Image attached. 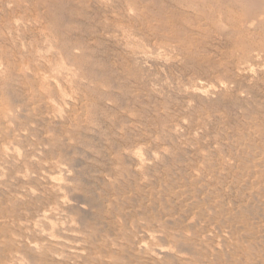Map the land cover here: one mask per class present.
I'll return each instance as SVG.
<instances>
[{"label": "rangeland", "instance_id": "rangeland-1", "mask_svg": "<svg viewBox=\"0 0 264 264\" xmlns=\"http://www.w3.org/2000/svg\"><path fill=\"white\" fill-rule=\"evenodd\" d=\"M41 1L0 0V264H264V33Z\"/></svg>", "mask_w": 264, "mask_h": 264}, {"label": "bare ground", "instance_id": "bare-ground-1", "mask_svg": "<svg viewBox=\"0 0 264 264\" xmlns=\"http://www.w3.org/2000/svg\"><path fill=\"white\" fill-rule=\"evenodd\" d=\"M26 0H24L23 2H22V0H21V3H24ZM34 1V0H33ZM43 1H44V3H45V0H42L41 2L43 3ZM48 1V0H47ZM47 1H46V3H47ZM52 1V0H51ZM69 1V0H68ZM148 1V2H147ZM149 1H151L153 4L152 5H155L157 8V17L158 18H155V19H153V21H154V23H155V25L154 24H152V25H154L153 26V28H155L156 29V31L157 32H161L162 34H164V36H166V38H168L169 40H174V41H176L179 45H189V44H193V43H190L189 41H188V31H187V28H186V26H187V24H190V25H192V26H198V28L200 29V27L201 26H203L204 25V27L207 25V26H209V23H207V22H203L204 20L203 19H207V21L208 22H210V21H212L211 23H213L214 24V26L216 27V26H218V28H220V27H223L224 28V30H225V28H227V27H234V26H239V27H241V28H245V29H247V33H249V34H252V33H254L256 30H260V31H262L263 33H264V0H125V2H126V10L129 12V14L130 15H133V16H138L139 15V12L140 11H142L141 13H142V15H144L143 13H145V12H147V11H153V9L154 8H152V6L149 4ZM63 2V1H62ZM91 2V1H90ZM103 2V1H102ZM123 2V1H122ZM145 2H147V3H145ZM8 3V2H7ZM51 3V2H50ZM50 3H49V6H51L50 5ZM88 3V2H87ZM25 4H28V3H26L25 2ZM24 4V5H25ZM20 5V4H19ZM37 5V4H36ZM38 5H39V3H38ZM54 5V4H53ZM97 5V4H96ZM172 6L174 9H172V17L173 18H175V20L178 22V23H180V25H181V28H180V30H178V28L175 30V28L173 29L171 26H170V23H169V19L167 18V17H164L165 15H163V11L165 10L164 9V6ZM17 6H18V4H17ZM47 6V5H46ZM9 7H10V5H9ZM53 7V6H52ZM54 7H55V5H54ZM58 7V6H57ZM154 7V6H153ZM45 8V7H44ZM56 8V7H55ZM103 8V7H102ZM47 9V8H46ZM49 9V8H48ZM59 9V8H58ZM155 9V10H156ZM164 9V10H163ZM170 9V8H169ZM49 10H51V9H49ZM54 10V9H53ZM57 10V9H56ZM84 11V10H83ZM110 11V10H109ZM113 11V10H112ZM111 11V12H112ZM124 11V10H123ZM171 11V10H170ZM175 11H176V13H175ZM47 12V11H46ZM165 12V11H164ZM42 13V12H41ZM56 13V12H55ZM149 13V12H148ZM166 13H167V11H166ZM175 13V14H174ZM56 14H58V13H56ZM56 14H54L53 16H56ZM79 14V13H78ZM105 14V13H104ZM115 14V13H114ZM33 15V14H32ZM50 15H52V14H50ZM85 15H86V13H85ZM85 15H83V16H85ZM92 15H94V14H92ZM125 15V14H124ZM129 15V16H130ZM146 15V14H145ZM43 16V15H42ZM41 16V17H42ZM52 16V17H53ZM59 16H63V15H59ZM59 16L57 17V18H59ZM82 16V17H83ZM217 16V17H216ZM10 17V16H9ZM35 17V16H34ZM38 17V16H37ZM51 17V18H52ZM60 17V18H61ZM97 17V16H96ZM24 18V17H23ZM72 18V17H71ZM117 18V17H116ZM118 18H119V16H118ZM123 18H124V16H123ZM122 18V19H123ZM128 18V17H127ZM140 18V17H139ZM143 19H144V17H142ZM147 18V20H148V17H146ZM171 18V17H170ZM31 19V18H30ZM36 19H38V18H36ZM68 19V18H67ZM107 19H108V17H107ZM130 19H131V16H130ZM47 20V22H48V19H46ZM57 20V19H56ZM59 20V19H58ZM62 20V19H61ZM97 20V19H96ZM112 20V19H111ZM116 20V19H115ZM31 20H29V22H30ZM36 21V20H35ZM38 21H40V20H38ZM38 21L36 22V23H38ZM66 21V20H65ZM114 21V20H113ZM26 22V21H25ZM44 21H41V24L43 23ZM54 22V21H53ZM56 22V21H55ZM54 22V23H55ZM79 22V21H78ZM132 22V21H131ZM133 22H134V20H133ZM136 22V21H135ZM19 23V22H18ZM50 23V22H49ZM76 23V22H75ZM124 23H126V22H124ZM139 23V22H138ZM152 23V22H151ZM210 23V24H211ZM29 24H31V23H29ZM35 23H33V25H34ZM46 24V23H45ZM68 24V23H67ZM175 24V23H174ZM38 25V24H37ZM39 25H40V23H39ZM57 25V24H56ZM60 25V24H59ZM59 25H57V26H59ZM134 24H132V26H133ZM139 25V24H138ZM144 25V24H143ZM178 25V24H177ZM49 26V25H48ZM51 26H53V24H51ZM50 26V27H51ZM60 26H62V24L60 25ZM60 26L58 27V28H60ZM149 26H150V24H149ZM211 26V25H210ZM209 26V27H210ZM56 27V26H55ZM137 27H139V26H137ZM144 27V26H143ZM53 28H54V26H53ZM57 28V29H58ZM202 28V27H201ZM211 28H213V27H211ZM39 29V28H38ZM51 29V28H50ZM74 30V29H73ZM153 30V29H152ZM175 30V31H174ZM202 30H203V28H202ZM201 30V31H202ZM212 30V29H211ZM219 30V29H218ZM230 30H231V28H230ZM53 31V30H52ZM51 31V32H52ZM192 31V30H191ZM232 31V30H231ZM235 31V30H234ZM241 32H242V30H240ZM50 32V31H49ZM69 32V31H68ZM72 32V31H71ZM188 32V33H187ZM194 32V31H193ZM192 32V33H193ZM213 32V31H212ZM215 32V31H214ZM229 32V31H228ZM238 32V31H237ZM244 32V31H243ZM261 32V33H262ZM46 33V32H45ZM55 33V32H54ZM59 33V32H58ZM62 33V32H61ZM131 33V32H130ZM218 33V32H217ZM232 33V32H231ZM231 33H229V34H231ZM234 33V32H233ZM232 33V34H233ZM260 33V32H259ZM52 34H53V32H52ZM51 34V35H52ZM127 34V33H126ZM125 33L123 34V35H125V36H127ZM157 34V33H156ZM159 34V33H158ZM161 34V35H162ZM190 34V33H189ZM215 34V33H214ZM223 34V33H222ZM221 34V35H222ZM225 34V33H224ZM45 35V34H44ZM54 35V34H53ZM52 35V36H53ZM69 35H70V33H69ZM73 35V34H72ZM71 35V36H72ZM216 35V34H215ZM235 35H237V33L235 34ZM244 35H245V33H244ZM50 35H48V37H49ZM52 36H50V38L52 37ZM55 36H57V33L55 34ZM65 35L63 34V37H64ZM117 36V35H116ZM125 36H123V37H125ZM186 36H188L187 38H186ZM199 36V35H198ZM201 36V35H200ZM206 36V35H205ZM204 36V37H205ZM208 36V35H207ZM217 36H220V35H217ZM216 36V37H217ZM228 36H230V35H228ZM246 36V35H245ZM257 36H258V34H257ZM44 37V36H43ZM46 37V36H45ZM66 37V36H65ZM130 37V36H129ZM151 37V36H150ZM160 37V36H159ZM191 37V36H190ZM202 37V36H201ZM212 37V36H211ZM221 37V36H220ZM222 37H223V35H222ZM221 37V38H222ZM227 37V36H226ZM233 37V36H232ZM252 36H250V38H251ZM255 37V36H254ZM259 37V36H258ZM50 38H49V41H50ZM52 38H54V37H52ZM56 38V37H55ZM80 38V37H79ZM163 38H165V37H163ZM210 38V37H209ZM219 38V37H218ZM224 38V37H223ZM256 38V37H255ZM260 38V37H259ZM48 39V38H47ZM46 39V40H47ZM58 39H59V37H58ZM57 39V40H58ZM65 39H67V41L70 39L71 40V38H65ZM64 39V40H65ZM78 39V38H77ZM76 39V40H77ZM196 39V38H195ZM242 39H244V38H242ZM258 39V38H257ZM45 40V41H46ZM61 40H63V38H61ZM69 40V41H70ZM191 40H193V39H191ZM219 40H221V39H219ZM233 40H235V39H233ZM247 40V39H246ZM53 41V40H52ZM51 41V42H52ZM56 41V40H55ZM197 41H199V40H197ZM229 41V40H228ZM249 41H250V39H249ZM170 42V41H169ZM200 42V41H199ZM231 42V41H230ZM243 42H244V40H243ZM256 42V41H255ZM208 43V42H207ZM258 43V42H257ZM256 43V44H257ZM260 43H262V42H260ZM67 44V43H66ZM241 44H245V42L244 43H241ZM65 45V44H64ZM164 45V44H163ZM194 45V44H193ZM249 45V44H248ZM247 45V46H248ZM254 45V44H253ZM76 46V45H75ZM162 46V45H161ZM177 46V45H176ZM186 46V47H187ZM251 46V45H250ZM65 47V46H64ZM173 47V46H172ZM243 49L245 48H249V47H246V46H244V45H242L241 46ZM167 48H168V46H167ZM177 48V47H176ZM194 48V47H193ZM264 48V47H263ZM73 49V48H72ZM179 49V48H178ZM182 49V48H181ZM183 49H184V47H183ZM182 49V50H183ZM203 49V48H202ZM201 49V50H202ZM242 49V50H243ZM251 49H252V47H251ZM84 50V49H83ZM195 50H196V48H195ZM205 50V49H204ZM241 50V51H242ZM255 51L253 54H254V59H255V57H256V59H260L261 57H263L264 56V49H258V48H254V49H252V51ZM169 51V50H168ZM181 51V50H180ZM196 51H198V52H200L199 50H196ZM232 51V50H231ZM152 52V51H151ZM153 52H155V51H153ZM206 52H208V51H206ZM205 52V53H206ZM248 52V51H247ZM69 53H71V52H69ZM158 53V52H157ZM236 53V52H235ZM234 53V54H235ZM239 53V52H238ZM237 53V54H238ZM243 53V52H242ZM72 54V53H71ZM71 54H70V56H71ZM74 54V53H73ZM77 54V53H76ZM165 54V53H164ZM244 54V53H243ZM3 55V54H2ZM81 55V54H80ZM63 56H65V55H63ZM73 56V55H72ZM238 56V55H237ZM241 56V55H240ZM253 56V55H252ZM80 57V56H79ZM136 57V56H135ZM69 58V57H68ZM237 58V57H236ZM70 59V58H69ZM74 60H75V58H73ZM261 59H263V58H261ZM240 60V59H239ZM264 60V59H263ZM62 61V60H61ZM242 61V60H241ZM262 61V60H261ZM250 62H252V61H250ZM263 62V61H262ZM73 63V62H72ZM77 63V64H76ZM76 63H75V65H78L79 63L76 61ZM234 64V63H233ZM232 64V65H233ZM242 66L241 67H244V70L245 69H250V71H252L251 69H253L252 68V66H251V63H248V61H242L241 63H240ZM67 65V64H66ZM65 65V66H66ZM68 66V65H67ZM66 66V67H67ZM255 65H253V67H254ZM28 67V66H27ZM72 67V68H71ZM68 70L70 71L69 73H78L79 72V70H78V72H77V70L75 69L76 67H73V66H71ZM227 67V66H226ZM240 67V66H239ZM256 67V66H255ZM260 67V66H259ZM17 68V67H16ZM68 68V67H67ZM77 68H78V66H77ZM79 68H80V65H79ZM258 68V67H257ZM263 68H264V66H263ZM262 68V69H263ZM1 69V68H0ZM24 71H22V72H25V69H23ZM63 70V69H62ZM239 70V69H238ZM257 70V69H256ZM65 71V70H64ZM63 71V72H64ZM66 71H67V69H66ZM65 71V72H66ZM230 71V70H229ZM233 71V70H232ZM241 71V70H240ZM68 72V71H67ZM80 72H81V70H80ZM236 72V71H235ZM244 72H246V71H244ZM254 72V71H253ZM253 72H252V74H253ZM60 73V72H59ZM241 73V72H240ZM243 73V72H242ZM247 73H248V71H247ZM22 74V73H21ZM29 74V73H28ZM62 74V73H61ZM234 74V73H233ZM236 74V73H235ZM255 74H257V73H255ZM264 74V73H263ZM74 75V74H73ZM77 75V74H76ZM66 76V75H65ZM78 76H80V75H78ZM259 76V75H258ZM24 77V76H23ZM38 77V76H37ZM75 77V76H74ZM45 78V82H46V77H44ZM22 79V78H21ZM31 79H33V78H31ZM42 79V78H41ZM36 80V79H35ZM34 80V81H35ZM49 80V79H48ZM83 80V79H82ZM223 80V79H222ZM221 80V81H222ZM51 80H49V82H50ZM53 81V80H52ZM225 81V80H224ZM37 82V81H36ZM43 83H44V79H43ZM51 83V82H50ZM227 83V82H226ZM225 83V84H226ZM2 84H3V82H2ZM223 85H224V83H223ZM215 86V85H214ZM43 87V86H42ZM48 87V86H47ZM225 87H226V85H225ZM224 87V88H225ZM216 88V87H215ZM214 88V89H215ZM64 97V96H63ZM8 109V108H7ZM7 112V111H6ZM11 114H13V113H11ZM11 116V115H10ZM6 117V116H5ZM14 117V116H13ZM129 121V120H128ZM12 126V125H11ZM263 130V129H262ZM259 133V132H258ZM243 144V143H242ZM11 146V145H10ZM245 146V145H244ZM16 152H18V151H16ZM145 158V157H144ZM245 158V157H244ZM258 160V159H257ZM147 161V160H146ZM135 163V162H134ZM253 164V163H252ZM253 166V165H252ZM260 167H262V166H260ZM264 169V168H263ZM250 175V174H249ZM255 177V176H254ZM258 180V179H257ZM257 183V182H256ZM259 184V183H258ZM57 185V184H56ZM254 188V187H253ZM264 192V191H263ZM253 194V193H252ZM259 194V193H258ZM261 195V194H260ZM257 198V197H256ZM192 201V200H191ZM249 202V201H248ZM264 203V202H263ZM194 206H196V205H194ZM229 206V205H228ZM256 206V205H255ZM261 206V205H260ZM187 209V208H186ZM198 209V208H197ZM246 209V208H245ZM263 209V208H262ZM237 210V209H236ZM235 210V211H236ZM228 212V211H227ZM245 215H247V214H245ZM251 216V215H250ZM234 218V217H233ZM249 219V218H248ZM194 220V219H193ZM234 220V219H233ZM244 221H245V219H244ZM260 221V220H259ZM190 223V222H189ZM237 223V222H236ZM240 223V222H239ZM250 223V222H249ZM248 223V225H250ZM244 224V223H243ZM252 225H253V223H252ZM263 225V224H262ZM235 226V225H234ZM243 226V225H242ZM241 226V227H242ZM254 226H255V224H254ZM259 226V225H258ZM257 226V227H258ZM231 228V227H230ZM243 228V227H242ZM238 229V228H237ZM248 229V228H247ZM239 230H242L241 228H239ZM249 231H250V229H249ZM251 232V231H250ZM236 233V232H235ZM189 234V233H188ZM249 236V235H248ZM255 238V237H254ZM249 239V238H248ZM251 239V238H250ZM256 239V238H255ZM257 239H258V237H257ZM219 241V240H218ZM248 241V240H247ZM226 243H227V241H226ZM229 244V243H228ZM222 246V245H221ZM158 248V247H157ZM129 251V250H128ZM155 251V250H154ZM213 251V250H212ZM157 252L158 253H163L164 252V250L163 249H158L157 250ZM63 253V252H62ZM157 253V254H158ZM256 253V252H255ZM56 254V253H55ZM152 254H153V250H152ZM12 255V254H11ZM160 255V254H159ZM159 255H156V256H159ZM59 256V255H58ZM218 256V255H217ZM168 257V256H167ZM189 257V256H188ZM246 257H248V256H246ZM250 258V257H249ZM22 260V259H21ZM8 261V260H7ZM13 261V260H12ZM22 262V261H21ZM253 262V261H252Z\"/></svg>", "mask_w": 264, "mask_h": 264}]
</instances>
